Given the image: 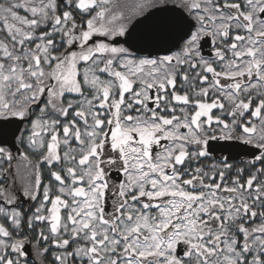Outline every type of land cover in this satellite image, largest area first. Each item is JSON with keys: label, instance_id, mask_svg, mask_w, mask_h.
<instances>
[{"label": "snow or ice", "instance_id": "snow-or-ice-1", "mask_svg": "<svg viewBox=\"0 0 264 264\" xmlns=\"http://www.w3.org/2000/svg\"><path fill=\"white\" fill-rule=\"evenodd\" d=\"M0 178V264H264V0H0Z\"/></svg>", "mask_w": 264, "mask_h": 264}, {"label": "flooded vegetation", "instance_id": "flooded-vegetation-1", "mask_svg": "<svg viewBox=\"0 0 264 264\" xmlns=\"http://www.w3.org/2000/svg\"><path fill=\"white\" fill-rule=\"evenodd\" d=\"M15 166V165H14ZM14 166H13V168H14ZM45 182H47V178H45ZM25 207H27V203H25Z\"/></svg>", "mask_w": 264, "mask_h": 264}, {"label": "water", "instance_id": "water-1", "mask_svg": "<svg viewBox=\"0 0 264 264\" xmlns=\"http://www.w3.org/2000/svg\"><path fill=\"white\" fill-rule=\"evenodd\" d=\"M244 159H247V157H243Z\"/></svg>", "mask_w": 264, "mask_h": 264}, {"label": "trees", "instance_id": "trees-1", "mask_svg": "<svg viewBox=\"0 0 264 264\" xmlns=\"http://www.w3.org/2000/svg\"><path fill=\"white\" fill-rule=\"evenodd\" d=\"M14 168H15V166H14ZM14 168H13V170H14ZM0 179H2V178H0Z\"/></svg>", "mask_w": 264, "mask_h": 264}]
</instances>
